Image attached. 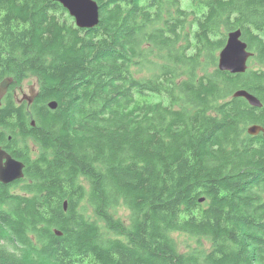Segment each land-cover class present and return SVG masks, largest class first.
<instances>
[{"label": "trees", "instance_id": "16d2710c", "mask_svg": "<svg viewBox=\"0 0 264 264\" xmlns=\"http://www.w3.org/2000/svg\"><path fill=\"white\" fill-rule=\"evenodd\" d=\"M96 2L86 29L58 1L0 0V147L24 164L0 182V263L264 264V137L246 131L264 126V0ZM237 28L258 66L220 71Z\"/></svg>", "mask_w": 264, "mask_h": 264}, {"label": "water", "instance_id": "95a60500", "mask_svg": "<svg viewBox=\"0 0 264 264\" xmlns=\"http://www.w3.org/2000/svg\"><path fill=\"white\" fill-rule=\"evenodd\" d=\"M58 1L67 10L68 14L73 18L74 23L79 28H93L99 23V6L96 0H54ZM253 55L248 48L247 43L242 39L241 30L239 28L231 30L226 34L224 46L219 50L217 57V68L220 71H228L230 73H243L247 69V61ZM13 81L12 77H5L0 81V101L7 92ZM233 97H243L254 107H260V100L245 89H237L233 92ZM35 93L31 92L29 96H23L18 99L26 100L28 103L33 101ZM47 105L54 109L57 106L55 100H51ZM34 125V121H31ZM250 135L262 134L264 137V126L260 124H251L246 129ZM24 164L22 161L13 157L10 153L0 147V182L7 184L23 177ZM203 198L200 199L202 201ZM64 209L67 208V201H63ZM57 235L61 232L54 229ZM1 264V263H0Z\"/></svg>", "mask_w": 264, "mask_h": 264}, {"label": "rangeland", "instance_id": "374dc122", "mask_svg": "<svg viewBox=\"0 0 264 264\" xmlns=\"http://www.w3.org/2000/svg\"><path fill=\"white\" fill-rule=\"evenodd\" d=\"M183 3V6L188 8L189 6L186 4V0H181ZM219 53V52H218ZM218 57V54H217ZM248 68L249 67H256L257 63L253 62V59L249 58L247 61ZM261 67H264V64L261 65ZM36 89V83L35 82H28V80H24L19 86H17L14 89L15 99H21L23 96H29L31 95L32 90ZM27 102V101H26ZM33 146V145H32ZM89 213H91V209L88 210ZM118 212L123 216V219L126 220V215L128 214V211L124 207L118 208ZM94 216V215H93ZM171 236L176 242V246L179 251L182 252H188L192 248L198 245L196 237L190 236L186 233L174 231L171 233ZM201 245L207 249L210 248L211 244L210 241L207 238H202L200 240Z\"/></svg>", "mask_w": 264, "mask_h": 264}, {"label": "flooded vegetation", "instance_id": "af4514ba", "mask_svg": "<svg viewBox=\"0 0 264 264\" xmlns=\"http://www.w3.org/2000/svg\"><path fill=\"white\" fill-rule=\"evenodd\" d=\"M66 10V9H65ZM67 11V10H66ZM68 13V12H67ZM33 92H35V90L33 89ZM17 100V99H16ZM18 101V100H17ZM4 149V148H3ZM5 150V149H4Z\"/></svg>", "mask_w": 264, "mask_h": 264}, {"label": "bare ground", "instance_id": "6f19581e", "mask_svg": "<svg viewBox=\"0 0 264 264\" xmlns=\"http://www.w3.org/2000/svg\"><path fill=\"white\" fill-rule=\"evenodd\" d=\"M53 235V234H52Z\"/></svg>", "mask_w": 264, "mask_h": 264}]
</instances>
